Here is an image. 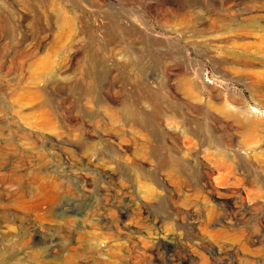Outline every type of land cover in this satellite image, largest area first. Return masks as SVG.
Here are the masks:
<instances>
[{"label":"rangeland","instance_id":"374dc122","mask_svg":"<svg viewBox=\"0 0 264 264\" xmlns=\"http://www.w3.org/2000/svg\"><path fill=\"white\" fill-rule=\"evenodd\" d=\"M43 1L0 0V264H264V0ZM126 55L217 144L132 120Z\"/></svg>","mask_w":264,"mask_h":264},{"label":"bare ground","instance_id":"6f19581e","mask_svg":"<svg viewBox=\"0 0 264 264\" xmlns=\"http://www.w3.org/2000/svg\"><path fill=\"white\" fill-rule=\"evenodd\" d=\"M54 1L55 0H44L43 2H41V5L44 8H49V7L52 8L55 6ZM93 2L96 3V5H98V6H102V5L105 6V4H106L104 0H93ZM166 2L170 3L171 8L173 7L172 0H166ZM155 9H156V6H154V10ZM123 34H125V33H123ZM108 49H109L110 53H112L113 55H115V54L118 55L119 53H122V52H125V53L129 52L127 55H129L130 57L126 55V57H127L126 61H124L122 64H119L117 62V66L121 71L125 72V74L128 76L129 79L134 80L136 82V84H138L137 88H135L136 90L132 93L133 109H132V107H129V109L133 110V112H131V114H132L131 119L132 120H134L137 124L139 122H143L144 120H146L147 116L143 113L142 105L144 103H150L154 106L161 107L163 110L162 111L163 115L165 117L174 118L177 121H181L183 124L186 125L187 132L193 136H196L202 142H204L210 146H214L215 144H217V138H218L217 134L213 133L212 131H210L208 129V127H206L205 121L202 120V116L199 115L198 110L195 111L196 114L194 115L197 119L195 118L193 121V120L185 119L184 118L185 117L184 112H179V110H177L175 107H173V104H172L173 102L174 103L175 102L180 103V101L184 98L182 95H180L178 92H176L175 87H173V84H171V80L173 79L172 72L171 73L169 72L167 74L168 78H167L166 82L164 83V85L162 84L163 87L161 86L162 90H164L165 93L170 94V96H172V98L175 99V100L170 101L171 99H168L166 96L163 95L160 87H158L157 89H151L150 88V82H151L150 78L139 77L137 75V71H135L136 61L129 59V58L134 57V53H132L131 51H126V49L124 48V45H122V44H120V45L119 44H113V45L109 46ZM130 49L134 50V49H136V47H132V48L130 47ZM125 53H124V55H125ZM174 78L176 80H178L179 83H181V85L182 84H186L189 86H195L196 85V83L192 79H190L186 75V73L177 72L176 74H174ZM154 80H155V78L152 79V82ZM186 95H188L189 98L191 97L190 93H188ZM213 95L216 98V100L218 101V104L217 105L212 104L209 107V112L215 113L216 115H219L222 118L232 120L235 123L240 134H242L241 138L238 140L239 146H241V148L242 147L245 148V146L247 144L246 142L248 139H254V140L257 139L256 141H259L258 134H257L258 132H256L257 131V125L254 122V120L251 118L249 119L248 116H246L242 112H240V113L232 112L226 105H224L221 102L220 95L218 93H213ZM109 106H111V105H109ZM202 130H205V131H202ZM262 130H264V129H262ZM262 140H264V139H262ZM257 143H259V142H257ZM237 148H239V147H237ZM225 155H226V153H225ZM228 158L231 159V157H228ZM234 158H236V157L232 156L233 162H234ZM255 158H257V156ZM261 158H262V156H261ZM236 160H238V159H235V161ZM262 162H264V160H262ZM236 163L238 164L237 161H236Z\"/></svg>","mask_w":264,"mask_h":264}]
</instances>
